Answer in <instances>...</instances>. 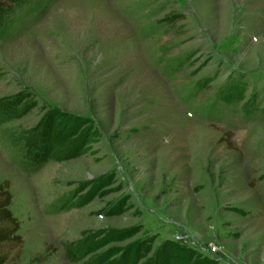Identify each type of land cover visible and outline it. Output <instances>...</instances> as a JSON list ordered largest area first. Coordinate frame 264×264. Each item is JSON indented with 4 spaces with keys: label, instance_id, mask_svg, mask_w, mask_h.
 Returning a JSON list of instances; mask_svg holds the SVG:
<instances>
[{
    "label": "rangeland",
    "instance_id": "1",
    "mask_svg": "<svg viewBox=\"0 0 264 264\" xmlns=\"http://www.w3.org/2000/svg\"><path fill=\"white\" fill-rule=\"evenodd\" d=\"M0 100L7 264H264V0H0ZM51 110L82 145L31 163Z\"/></svg>",
    "mask_w": 264,
    "mask_h": 264
},
{
    "label": "trees",
    "instance_id": "2",
    "mask_svg": "<svg viewBox=\"0 0 264 264\" xmlns=\"http://www.w3.org/2000/svg\"><path fill=\"white\" fill-rule=\"evenodd\" d=\"M0 106L5 114L16 110L15 104L10 102H2ZM83 122L76 117L67 118L65 115L56 110L49 111L38 125L32 130V136L25 138V155L31 163L39 164L49 159L55 152L62 154L78 150L82 145L79 128ZM12 194L8 188V182L0 183V264H7L10 253L16 249L14 257H18L22 246V238L17 234L19 229V221L10 210ZM110 237V238H109ZM106 242L126 237V234H118L109 236ZM105 242V243H106ZM170 255L167 253L166 260L160 264H188V254H180L179 250L169 248ZM72 252H68V254ZM113 251L112 254H115ZM69 254V256H71ZM74 257V256H71ZM121 264H135V256H129L128 252H124ZM166 261V262H165ZM114 264V263H112ZM146 264V263H145Z\"/></svg>",
    "mask_w": 264,
    "mask_h": 264
}]
</instances>
